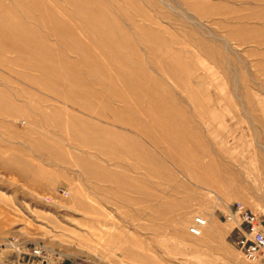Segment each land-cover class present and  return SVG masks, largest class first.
I'll list each match as a JSON object with an SVG mask.
<instances>
[{"label": "rangeland", "instance_id": "374dc122", "mask_svg": "<svg viewBox=\"0 0 264 264\" xmlns=\"http://www.w3.org/2000/svg\"><path fill=\"white\" fill-rule=\"evenodd\" d=\"M236 202L264 214V0H0V264H260Z\"/></svg>", "mask_w": 264, "mask_h": 264}, {"label": "built area", "instance_id": "2783aa9c", "mask_svg": "<svg viewBox=\"0 0 264 264\" xmlns=\"http://www.w3.org/2000/svg\"><path fill=\"white\" fill-rule=\"evenodd\" d=\"M224 219L235 224L234 243L242 256L246 260L264 264V214L251 212L242 203L236 202L230 207ZM205 225V218L194 216L188 231L194 236H200ZM33 253L36 257L45 255L38 249L33 250Z\"/></svg>", "mask_w": 264, "mask_h": 264}]
</instances>
